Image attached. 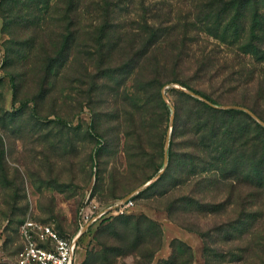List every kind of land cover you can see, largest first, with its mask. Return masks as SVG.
Masks as SVG:
<instances>
[{"label":"rangeland","instance_id":"rangeland-1","mask_svg":"<svg viewBox=\"0 0 264 264\" xmlns=\"http://www.w3.org/2000/svg\"><path fill=\"white\" fill-rule=\"evenodd\" d=\"M56 1L38 23L0 8V264H18L24 220L71 236L86 202L128 196L76 264L109 245L114 264H264V178L249 173L264 168V0H85L67 16ZM188 90L257 115L233 116L227 177L190 146Z\"/></svg>","mask_w":264,"mask_h":264},{"label":"trees","instance_id":"trees-1","mask_svg":"<svg viewBox=\"0 0 264 264\" xmlns=\"http://www.w3.org/2000/svg\"><path fill=\"white\" fill-rule=\"evenodd\" d=\"M62 0H57L55 3L54 8L58 11L60 8L58 7L59 3ZM85 0H65L67 2V7L65 8L66 16L70 12H74L78 10V8L81 5V2ZM96 4H101L102 1L106 2L107 0H95ZM52 0H0V8L2 10L3 15L8 19H14V18H23L25 22L30 23H38L44 18L45 11L51 6ZM95 10L97 8L95 7ZM66 28H70V26H66ZM63 41V40H62ZM100 40H98L95 44L97 47L101 46ZM71 44V43H70ZM69 48V40L66 39L62 45V47L58 50V52H61L62 54L65 50H68ZM65 49V50H64ZM69 56V55H68ZM54 58V57H53ZM64 57H62L61 62H63ZM64 63H62L63 65ZM156 75V74H155ZM156 78V77H155ZM182 85L188 87L189 89L194 90L190 86L184 84L181 82ZM197 92V91H196ZM160 93L164 96L163 90H157V94L160 98ZM189 96L194 97V99L198 100L202 103L201 106V114H195L196 117H194V120H190L189 123L192 124V129L188 130L187 132L191 134L193 137H191L190 140V146L193 149H198L202 151V147L208 148V155L209 159L207 162L210 164H213L214 159H219L216 164L221 165H215L216 171L223 174L224 177H227L231 175L232 170L229 168L230 162L227 158L228 153V147L229 143L234 139L231 138V134H233V127L231 125H234V115H244L245 117H251V113L246 111L243 107L239 106H230V107H224V105H219L215 101L211 99H202L200 96H193L192 93L188 90L185 91ZM199 93V92H198ZM177 117V113H176ZM250 119V118H249ZM255 120V119H254ZM255 122V121H254ZM257 125L262 127V125L259 122H256ZM264 129V126H263ZM191 133H190V132ZM212 146V147H211ZM195 153H191V157H193ZM171 161L163 171V173L160 174L158 179L152 181L149 185L144 187L141 191H139L137 194H133L131 198H135L136 196H139L141 193H143L148 188H151L158 184L159 180H164L167 178L170 169H171ZM209 172H211V168L207 169ZM252 176L260 178L259 174L264 178V168L261 166L258 169L253 167L252 170L249 172ZM108 218V217H106ZM133 218L132 216L127 217V222L130 221V219ZM137 226L140 223L139 218L136 220ZM96 228V227H95ZM95 228L92 231L91 236H93L95 232ZM61 232V231H60ZM122 254V247L118 245H109L105 246L103 255H102V263L103 264H114L115 257ZM95 257L97 258V255L93 251H91L88 255H86V258H84L83 262L86 261H93L95 260ZM83 262L81 264H83ZM101 264V263H100Z\"/></svg>","mask_w":264,"mask_h":264},{"label":"built area","instance_id":"built-area-1","mask_svg":"<svg viewBox=\"0 0 264 264\" xmlns=\"http://www.w3.org/2000/svg\"><path fill=\"white\" fill-rule=\"evenodd\" d=\"M128 199V198H127ZM123 199L115 205L101 208L86 202L80 209L79 227L71 236L64 235L55 223L28 218L20 224L22 247L18 264H76L80 250L87 247L95 224L114 212L126 211L133 200Z\"/></svg>","mask_w":264,"mask_h":264},{"label":"water","instance_id":"water-1","mask_svg":"<svg viewBox=\"0 0 264 264\" xmlns=\"http://www.w3.org/2000/svg\"><path fill=\"white\" fill-rule=\"evenodd\" d=\"M165 92H164V96H165ZM230 106H236V105H224V107H230ZM239 106V105H238ZM242 107V106H239ZM246 111H248L249 113H251L252 115H254L255 117H257V115L255 114V112H253L252 110H250L249 108L243 107ZM169 144H170V135L168 136L167 142H166V147H165V151H166V159H165V163L167 164L168 162V148H169ZM164 170V168L161 170V172ZM139 191V189H138ZM134 194V193H133ZM129 197V196H128ZM127 197V198H128ZM125 198V199H127Z\"/></svg>","mask_w":264,"mask_h":264},{"label":"crops","instance_id":"crops-1","mask_svg":"<svg viewBox=\"0 0 264 264\" xmlns=\"http://www.w3.org/2000/svg\"><path fill=\"white\" fill-rule=\"evenodd\" d=\"M159 252L161 257L166 256L169 253V246L165 244Z\"/></svg>","mask_w":264,"mask_h":264}]
</instances>
